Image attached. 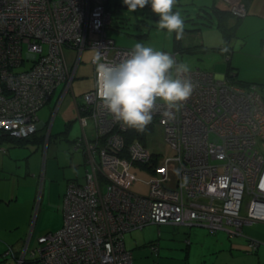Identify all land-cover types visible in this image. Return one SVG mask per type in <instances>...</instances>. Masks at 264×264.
<instances>
[{
	"label": "built area",
	"instance_id": "2783aa9c",
	"mask_svg": "<svg viewBox=\"0 0 264 264\" xmlns=\"http://www.w3.org/2000/svg\"><path fill=\"white\" fill-rule=\"evenodd\" d=\"M220 6L237 17L247 12L242 0ZM110 20L109 0H0L1 133L27 138L37 131L38 110L59 84L63 92L72 88L84 49L98 50L109 64L127 56L134 47L115 44ZM65 47L77 51L72 65ZM93 68L94 86L75 99L83 181L67 186L62 226L38 236L18 263L25 255L21 264H132L125 234L147 224L241 234L243 225L264 222V157L256 146L264 139V97L257 84L188 69L180 76L195 85L190 98L172 118L157 100L151 123L138 132L102 104ZM249 244L257 250L264 238Z\"/></svg>",
	"mask_w": 264,
	"mask_h": 264
},
{
	"label": "rangeland",
	"instance_id": "374dc122",
	"mask_svg": "<svg viewBox=\"0 0 264 264\" xmlns=\"http://www.w3.org/2000/svg\"><path fill=\"white\" fill-rule=\"evenodd\" d=\"M212 3L213 0H176L173 11H179L184 21L183 36L181 39H176L175 33L169 34L167 30H161L156 26L159 17L151 11L150 6L137 9L135 12H129L122 0H109L111 20L108 23L107 32L113 37L115 44L120 47H134L139 42L154 50L176 52L178 65L187 66L188 69L200 67L215 73H223L226 58L231 59L233 64L238 67V76L248 83L257 84L259 93L264 97V45L259 40L258 31L249 32L244 38V40L247 39L244 42L243 34L239 30L237 32L236 28L229 41L232 51L228 55H225L222 51H211V49L200 51L198 49L199 44L211 48L219 46L225 41L216 16L213 15L208 21L207 14L203 11L202 7L210 8ZM176 43L179 45L176 46ZM94 52L95 49L92 48H86L82 51L80 62L72 80V88L64 94L58 107L60 113L64 111L69 117H75L76 97L78 98L84 90L94 86V68L90 62ZM65 54L68 64L72 65L77 51L65 47ZM170 74L175 78L174 68L170 70ZM60 89L61 85L58 86L57 91ZM53 110L54 107L50 108V105L45 103L38 110V114L41 118H47L46 121H48L58 112L53 113ZM80 131L81 128L75 118L72 120L69 137L77 135ZM87 133H90L89 126L87 127ZM57 134L64 136L68 133L62 130ZM64 140L63 137L62 141L64 142ZM256 146L264 157V139L259 137ZM156 147L157 149L163 148L162 144H158ZM76 154L82 158L80 152ZM71 168L77 174V179L83 180L85 168L82 165ZM20 213L21 209L18 203L12 202L7 207L0 205V228H3L8 222L7 218H2V215L20 220ZM33 214H31L26 224L22 218L21 224L16 227L14 224L10 228L0 229V240H6L5 245L0 250V264L4 261L3 251L9 246L7 244L8 240L12 241L13 244L23 240L19 245L12 244L19 257L24 242L32 233L29 232L31 225L36 224L31 237V245H33L39 235L45 234L48 232L47 230L53 231L58 228L62 210L52 206L50 210L38 211L35 220ZM26 225H28V230L25 232ZM49 226L53 230H50ZM161 227L164 228L165 226ZM159 228L158 224H147L125 234V245L132 251V264L264 263V244H261L259 249L254 251L250 246L247 247L248 242L245 237L251 235L253 238L262 240L264 238V223L262 222L243 225L244 232L241 234H230L223 229L210 232L205 226H197L195 230L200 231L190 235L187 232H158ZM153 246H157L158 251H152L150 248H153ZM18 259L16 263L21 264L25 260V255L22 256V261L19 263Z\"/></svg>",
	"mask_w": 264,
	"mask_h": 264
},
{
	"label": "crops",
	"instance_id": "0c3cea01",
	"mask_svg": "<svg viewBox=\"0 0 264 264\" xmlns=\"http://www.w3.org/2000/svg\"><path fill=\"white\" fill-rule=\"evenodd\" d=\"M215 1L216 5L220 9H224L220 6L222 5V0ZM242 1H244L247 6L246 15L238 18L230 17L228 19V23L236 24L237 32L239 30L243 34V40L249 32L258 31V35L260 37L259 40L262 42V38L264 37V0ZM246 40L247 39H245L244 42ZM230 62H232L231 59ZM222 74H224V72L216 73L217 76ZM59 85H61V89L57 91ZM59 85L47 102V104L50 105V108L54 107L53 113L58 111L57 114L54 115L55 117L53 116V118L46 121L47 118H41L38 114L40 119L39 128L34 134L23 139L22 142H15L13 140H8L7 138L0 139V205L7 207L13 202L15 204L18 203L21 209L20 220H17L16 218H8L6 215H2V218H7L8 222L0 229L10 228L14 224L16 227L21 224L20 222L22 218L26 224L27 220L31 217V214L34 213L33 215L35 220V218L37 219L38 211L40 212L45 209L50 210L52 209V206L53 208L56 206V208L62 210V217L60 216L58 224V228H60L62 226L61 223H63L64 201L67 186L72 181H83L77 179V174L74 173L71 168L82 165L86 169L87 166L84 161L85 153L83 152V149L80 147L76 148L74 145V139L79 135V133H77V135H73L71 138L69 137L73 119L76 118L80 127V123L77 118V110L75 106V117H69L64 111L62 113L59 112L58 107L60 106L62 97L70 90L69 89L63 92L62 84ZM62 130H65L68 134L64 136L62 134H57ZM63 137L65 139L64 142L62 141ZM77 152L81 153L82 158L76 154ZM67 169L70 172H68ZM158 225L160 226L158 232H187L188 235L194 232H199L200 230L197 231L195 229L197 226H201L172 223H163ZM161 226H165L167 228H163ZM35 227V223L31 225L29 232L32 233L24 242L21 254H23L24 251L29 250V248L34 245H31V237L33 236ZM48 228L53 230L50 226ZM27 230L28 225H26L25 232ZM47 231L50 232L49 230ZM242 232H244L243 227ZM185 233L183 234L185 235ZM245 237L248 242L247 247L250 246V239H257L253 238L251 235H246ZM22 241L23 240H20L13 244L12 241L8 240L7 244H9V246L3 251L4 261L2 264H17L16 261L18 254L13 249V245H19ZM5 242L6 240H0V250H2V246L5 245ZM258 249L259 247L257 250ZM6 258L8 260L7 262Z\"/></svg>",
	"mask_w": 264,
	"mask_h": 264
},
{
	"label": "clouds",
	"instance_id": "9594fccd",
	"mask_svg": "<svg viewBox=\"0 0 264 264\" xmlns=\"http://www.w3.org/2000/svg\"><path fill=\"white\" fill-rule=\"evenodd\" d=\"M129 12L145 6L158 15L156 26L175 33L181 39L184 21L179 11H173L176 0H122ZM226 50V49H225ZM97 50L91 63L97 74V96L113 119L126 127L143 132L151 123L152 111L157 100L165 107V115L174 116L187 101L195 85L190 79L180 76L188 71L187 66L176 65L167 52L156 51L142 43H136L127 56L119 62L106 63ZM176 68V77L170 70Z\"/></svg>",
	"mask_w": 264,
	"mask_h": 264
},
{
	"label": "trees",
	"instance_id": "16d2710c",
	"mask_svg": "<svg viewBox=\"0 0 264 264\" xmlns=\"http://www.w3.org/2000/svg\"><path fill=\"white\" fill-rule=\"evenodd\" d=\"M244 4H245V2H244ZM245 6H246V4H245ZM202 8H203V11L207 14L206 18L208 19V21H210V19L212 18L213 15L216 16L218 26H219L220 30L222 31V34H223V37L225 38V41L221 45L213 46L211 48L205 47V46H203V44H199L198 49L200 51H205L207 49H211V51H222L225 55L231 54L232 49H231V45H230L229 41L235 32L236 24L235 23L229 24L228 19L230 17H235V18H238V17L228 9H220L216 5L215 0H213V3L210 5V8H207V7H202ZM246 9H247V6H246ZM107 34H108V32H107ZM175 45L178 46L179 44L176 43ZM177 49H179V48H177ZM171 53H175V58H176V52H171ZM226 59H227L226 60V66H225V71H224L225 75H227L229 78H231L233 80H236L238 82V84H241L244 86L252 84V83H248L247 81H244L243 79L239 78L238 73H237V66L234 65L232 62H230V59H228V58H226ZM176 60H177V58H176ZM5 138H7L8 140H13L15 142H22V140L25 139V138H14V137L10 136L9 134H4V133L0 132V139H5ZM150 249L152 251L153 250L156 251L153 248H150Z\"/></svg>",
	"mask_w": 264,
	"mask_h": 264
}]
</instances>
